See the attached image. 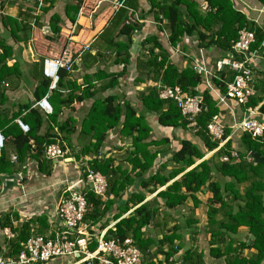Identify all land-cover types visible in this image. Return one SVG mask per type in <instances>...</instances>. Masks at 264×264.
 <instances>
[{
    "label": "trees",
    "instance_id": "trees-1",
    "mask_svg": "<svg viewBox=\"0 0 264 264\" xmlns=\"http://www.w3.org/2000/svg\"><path fill=\"white\" fill-rule=\"evenodd\" d=\"M90 1L71 0L67 4L65 13L70 27L58 13H54L50 18L52 34L44 33L40 17L33 15V26L42 33L35 38V48L41 59L33 65L43 64L46 58H59L67 46L73 49L74 58L70 70L64 68L59 70V81L55 89H50L51 79L45 74L42 73L38 77L39 82L34 91L35 101L51 92L49 99L54 111L50 115L44 113L40 107L33 106L32 102L20 104L15 110H9L5 105L7 94L0 86V132L5 136L4 147L0 152V186L5 175L11 176L25 171L24 166L28 160L37 164V170L41 174L51 175L54 162L47 159L44 152L50 144L59 143L64 149H72L77 160L89 156V165L108 179L105 198L96 195L89 185L81 186L87 193L88 211L85 222L91 227L99 225L103 229L109 225L107 215L115 207L112 217L115 224L108 229L106 237L121 240L132 237L147 258V264H154L153 256L159 253H164L168 260L182 246L176 245L175 242L183 238L181 233L183 225L175 224L171 232L166 217L165 220L161 219V227L168 233L163 232L159 239L150 228L151 225L159 226L156 217L161 213L167 215L172 210H179L186 205L188 199L193 200V207L198 206L201 201L196 194L204 188L213 193L207 201V223L203 229L209 235L211 258L216 260L224 258L227 264H264V162L254 163L248 158L251 151H257L264 156V137L257 140L240 131L244 149L238 150V158L221 160L226 154L231 156V151L234 150L232 139H229L211 157L203 159L208 152L219 146V141L212 140L208 134V124L221 110L209 86L200 88L206 76L197 72L192 64L184 67L179 61V56L171 57L170 52L155 35L149 36L142 43L149 51V57L146 60L139 59L141 71L135 80L145 81L153 78L162 84L180 86L183 91L199 96L202 108L195 117L194 127L189 126L190 121L174 101L159 97L156 85L148 87L141 93L139 97L141 111L133 106L130 100L117 94L94 98L92 83L82 90L72 73L76 68L75 59L86 45L81 46V42H89L93 35L82 34L77 16L83 4L88 5ZM204 1L207 3L206 9L200 5ZM259 1L264 4V0ZM55 2L56 0H34L33 7L26 12L27 18L38 6L43 12H49L55 6ZM120 2L121 6L115 10L108 24L96 37H102L106 32L112 36L114 28H119L117 36L126 38V41L116 40L114 37L109 39L108 46L117 53L115 62L122 66L119 72L108 75L105 69L99 70L98 80L110 78L107 81L109 87L117 86L118 78L126 75L128 65L131 63L129 48L133 34L140 28L137 20L130 19L133 12L130 13L131 16L128 13L130 9L139 8V0ZM149 4V12L154 13L159 22H162L163 18L166 19L169 44L173 47H176L184 36H195L199 48H215L224 55L234 52L233 43L239 38L240 31L246 28L252 31L256 38L251 45L250 54L256 53L264 57L261 47L264 40V19L262 24L258 23L247 13L239 10L233 0H149ZM96 16L93 20V17L91 18V24L94 23ZM6 20L11 26V34L19 40L26 41L24 33L32 26L24 23V19L19 21L18 18L7 16ZM101 24L103 22H100ZM74 25H77L78 30ZM72 27L74 29L71 35ZM19 33L22 36H19ZM13 53L11 45L5 41L1 42L0 85L19 68V61L8 65V59ZM235 58L244 60V55L235 54ZM218 72V76L213 77L211 82L222 93H226L227 82L232 80L235 74L228 67ZM64 90L68 92L66 97ZM77 90L82 91L77 93ZM121 97L124 98L122 104L119 102ZM89 98H93L94 101L80 124L78 145H74L76 122L64 108L72 106L73 109ZM263 99L264 95L261 97L253 95L243 106L246 109H254ZM261 109L264 111V104ZM62 114L65 115L64 118H61ZM16 119H21L29 126L28 132L22 129ZM153 120L157 125L172 131L193 129V136L199 137L201 143L181 138L178 139L180 147L174 149L170 137L153 136ZM112 129L119 130L122 137L132 139L122 161H117L114 156H107L102 152L108 132ZM228 133L229 130H226L225 126V138ZM173 138H176L175 133ZM169 144L170 147L163 148ZM168 153H171L170 157L157 161L160 156ZM12 154L17 155L16 162L12 161ZM198 161L200 162L197 163ZM170 164L173 165L172 168H169ZM169 182L171 183L168 184ZM164 186L166 187L161 189ZM155 193V196L147 200ZM125 195L127 196L124 197ZM197 223L196 218L190 217L185 225L192 226L190 229L197 233ZM10 224L8 219L3 226ZM241 227L248 228L245 240L238 238ZM200 231L202 232V229ZM251 234L254 235V239L248 244ZM30 235V224H23L19 238L12 241V251L15 255L19 253L22 244ZM96 246L97 242L93 241L91 249H95ZM166 246L167 250H164ZM247 248H254L256 252L247 257L243 254V250ZM204 259V252H198L197 248L191 247L184 252L180 264H205Z\"/></svg>",
    "mask_w": 264,
    "mask_h": 264
},
{
    "label": "crops",
    "instance_id": "crops-1",
    "mask_svg": "<svg viewBox=\"0 0 264 264\" xmlns=\"http://www.w3.org/2000/svg\"><path fill=\"white\" fill-rule=\"evenodd\" d=\"M30 1L34 4V0H0V51L1 42L5 41L8 45L13 47L14 51L13 56L8 59V65L11 66L15 62L19 61V68L15 71V73H13V75H11L7 80L3 81L0 85L7 94V102L5 105L8 106L9 110L11 111L15 110L20 104L32 102L34 103L33 106L35 105L36 101L34 91L39 82L38 77L42 73L45 74L44 63L33 65L41 59V55L35 48V38L37 35H42L40 29L33 26V15L40 17V22L43 23V29L44 27H50L52 31L50 18L54 13H58L62 20L65 21L67 25L69 24L65 13V7L69 2H71V0H56L55 6L49 12H43L40 9V6H38L32 10L33 14L27 18L26 12L30 11L29 8L31 9L33 7V4H31ZM117 1L120 0H91L88 5L83 4V7L80 9V12L77 16V22L81 25L80 31H82V34L89 36L93 35L89 42H81V46L82 44L86 45L75 59L76 68L73 70L72 74L75 77L77 84L80 85V88L83 90L89 85V83H92L94 85L92 90L95 92L94 98H105L109 95L117 94L122 97L124 96L127 100H130L133 103L132 105L141 111L142 106L139 100L141 93L148 87L155 86L159 83V81L157 82L153 78H148L145 81L135 80L136 77L139 76V71H141V66L138 65L139 59L146 60L147 57H149V51L143 47L142 43L149 36L155 35L170 52L171 57L179 56V61L184 67L189 64H192V66L199 64L207 69L208 73L205 75V82L200 86V88L204 89L205 87L209 86L210 92L216 99L217 105L221 110L218 115L219 122L221 121L220 123L226 126V130H229L227 137L232 139V147L237 151L243 150L244 148L241 143V133L240 131L234 132L232 130V125L243 119L246 114V108H244L243 105L238 104L236 101L228 99L226 97V93H222L220 89L211 82L213 77L218 76V71H220L222 68L228 67L224 65L222 68H220L219 66L220 61L228 58V53L221 55V52L219 53V51H217L215 48H199L198 39L195 36H184L182 41L176 47L171 46L168 39L169 30L165 27L167 21L163 18L162 22H159V20L155 18L154 13L149 12V0H139V8L137 10L130 9V12H128L129 15L133 12V16L130 19L132 21L137 20L139 22L140 28H137L133 34L132 44L129 48L131 63L128 65L126 75L118 78L119 82L115 87H109L107 84V81L110 78L98 80L99 70L105 69L108 75V73H116L122 69V66L115 62V58L117 56L116 51L108 46L110 44L109 39L111 37H114L116 40L126 41L124 36H117L119 28H114L115 31L112 36L111 34L108 35L106 32L104 36L96 38L97 35L101 33L103 28L108 24V21L114 14L116 10L114 4ZM233 2L239 10L247 13L250 18L254 19L260 24L263 23L264 4L259 0H233ZM200 5L203 9L207 8V3L205 1ZM7 16L18 18L19 21L24 19V23L32 26V28H28L27 32L24 33L26 41L19 40L17 37L11 34V26L6 20ZM95 16L96 18L94 23L91 24V18L93 17V20ZM81 19H83V21H80ZM100 22H103V24L100 25ZM68 26L70 27V24ZM74 27L76 30H78L77 25H74ZM74 27H72L70 30L71 35ZM82 34L81 38L83 37ZM18 35L22 36L21 33ZM184 46L185 48H183ZM122 57L124 56L122 55ZM253 63L255 66V95L256 97H261L264 95V57H256ZM145 71L147 72V70ZM82 90H77V93H81ZM48 94L50 96L51 92ZM64 94L66 97L68 92L65 91ZM122 97L119 100L121 104L123 103L124 99ZM93 101V98H89L78 104V106L73 109L71 108L72 106L64 108L66 113L71 114L76 122L77 131L73 137V139L75 138L74 141H78L80 124L91 108ZM263 104L264 99L256 106L258 108L257 117L262 120H264V111L261 109ZM64 117L65 115L62 114L61 118ZM154 122L155 121L153 120V123ZM193 132V129L187 131L182 129L172 131L171 129L161 127L160 125L154 123L152 134L157 138L170 137L172 139L171 146L175 149L180 147L178 139L181 138L191 139L197 143H201L199 137L193 136ZM108 133L109 134L105 141V145L102 148V152L106 153V155L114 156L112 155V151L115 152L117 150L119 152L120 149H116V147L122 148L124 147L125 143H128L131 146L132 139L128 137H122L119 130L112 129ZM173 133L176 135L175 139L173 138ZM168 147H170V144L163 148ZM216 151L217 150L208 152L203 159L211 157ZM170 154L171 153H168L163 157L160 156L157 161H163V158L167 159L170 157ZM67 159L69 160L61 163H56L53 161V171L49 176L41 174V172L37 171L34 166L35 172L34 168L30 166L31 171L27 173L26 179L23 180V187L20 184L21 181H13L10 179L9 175H5L3 177L0 186V250L3 251L6 256L17 255H15L12 251V241L19 238L23 224H30L31 234H46L59 228L56 212L59 201L65 195V187L69 183H76V181L81 178V172L78 169V160L76 157L68 156ZM70 159H72V161H70ZM199 162L200 161L197 163ZM172 167L173 165L170 164L169 168ZM170 183L171 182L168 184ZM165 187L166 186L162 187L161 189H164ZM209 191L210 190L208 188H204V190L196 194V196L201 201L198 206L193 207L194 202L192 199H188L185 205L187 208H193L190 212H186V216H183V220L186 222L190 217L196 218L198 220L196 226L198 227V234L196 232L193 233L194 229H190L192 226L188 227V225H186L184 229H181V233H183L182 240H176L175 242L176 245L181 244V248L179 247L177 252L170 256L168 260H166V255L164 253L154 255V262L180 264L182 262L184 252L188 248L193 247L197 248L198 252L205 253V264H211L212 262L215 264H227L224 258L216 260L211 258L209 255V235L203 230L207 223L208 210V202L205 204V197L208 201V199L213 196V193L210 191L212 193L211 194ZM155 195L156 193L152 196H149L147 200ZM175 211L179 210L175 209ZM168 216L169 214L164 215V220L166 217L168 224L171 222L172 227L168 229L172 232V228L175 224H178L177 221H179L178 219L180 216L174 214L170 218H168ZM220 217L221 215L218 216V218ZM159 218L160 216L156 217L155 219L156 223L159 225L156 227L161 228L162 230L158 235H154L160 239L162 237V233H168V231H166V229L163 231V228L161 227L162 223L160 222L161 220ZM8 219L11 224L8 226H3L5 221ZM7 229H11L15 233V237L13 239H7ZM200 229H202V232ZM242 233L247 235L248 228L241 227L239 234ZM239 237L241 238V235H239ZM242 240H245V238L243 237ZM164 250H167V246L164 248ZM255 252L256 250L254 248H247L243 250V254L247 257L253 255ZM74 262H76V260L73 259V257L65 256L55 258L48 263L38 262L33 264H73Z\"/></svg>",
    "mask_w": 264,
    "mask_h": 264
},
{
    "label": "built area",
    "instance_id": "built-area-1",
    "mask_svg": "<svg viewBox=\"0 0 264 264\" xmlns=\"http://www.w3.org/2000/svg\"><path fill=\"white\" fill-rule=\"evenodd\" d=\"M206 5V4H205ZM114 6L118 9L121 2L117 1ZM206 7V6H205ZM255 35L252 31L244 28L240 31L239 38L233 43V51L228 53V58L219 62L220 68L226 65L234 72L232 80L227 82L226 97L245 105L251 96L256 94L254 60L259 54H250L251 45L255 42ZM264 54V40L261 44ZM148 52V51H147ZM235 54L244 55V60L235 58ZM74 58L73 49L67 46L59 58H46L44 60L45 75L51 79L50 89H55L59 81V70L64 68L70 70ZM194 69L206 75L207 69L202 65L195 64ZM158 95L161 99L174 101L182 114L190 121L189 126L196 125L195 117L201 111L202 102L197 95H191L183 91L180 86H170L162 83L156 85ZM46 114H52L53 105L50 102L49 94L38 100L35 105ZM258 108L246 109V114L241 121L232 125L234 132L241 131L248 133L253 139L264 137V120L259 119ZM218 115L214 116L208 124V134L212 140H218V150L228 141L224 137L225 126L219 122ZM25 132L29 126L21 119H16ZM5 136L0 132V152L4 147ZM214 150V151H215ZM213 152V151H212ZM68 149H64L59 143L50 144L44 152L49 160L67 161ZM232 157L238 158L237 150L231 151V156L224 155L221 160L229 161ZM12 161H17V155H12ZM90 157H82L81 163L85 166L84 173L76 183H69L65 187V195L57 206V219L59 228L46 234L34 233L22 244V248L16 256H6L0 250V264H33L48 263L55 258L70 256L76 259L73 264H147L146 258L141 249L135 244L132 237L121 240L116 237H106V233L115 222L101 229L98 226L91 227L85 222V215L88 211L87 193L82 185H89L94 193L102 198L106 197L108 190V179L100 171L94 170L89 165ZM81 165V164H79ZM30 166L36 168L37 164L28 160L25 164V171L11 175L13 181H21L23 187L27 173L31 171ZM80 167V166H79ZM34 168V171H35ZM38 171V170H37ZM36 172V171H35ZM92 229V231H91ZM8 240L15 237L11 229L6 230ZM93 241L97 242L95 249H91ZM154 264H167L165 262H154Z\"/></svg>",
    "mask_w": 264,
    "mask_h": 264
},
{
    "label": "rangeland",
    "instance_id": "rangeland-1",
    "mask_svg": "<svg viewBox=\"0 0 264 264\" xmlns=\"http://www.w3.org/2000/svg\"><path fill=\"white\" fill-rule=\"evenodd\" d=\"M29 3V2H28ZM30 3L31 4H33L31 1H30ZM163 135V134H162ZM75 139V138H74ZM74 139H73V141H74ZM74 145H78V141H74V143H73ZM129 146H130V144H128V143H125V145H124V147H122V148H119L120 150H119V152L116 150L115 152H113L112 151V155H114L115 156V158L117 159V161H122V159L124 158V156H125V153H126V151L127 150H129ZM116 149H117V147H116ZM166 149V148H165ZM67 156H74V152H73V150L72 149H69V152H68V154H67ZM108 156V155H107ZM62 161H60V163H61ZM64 162V161H63ZM79 164H81V165H79ZM80 166V167H79ZM78 169H79V171L81 172V173H84V169H85V166L81 163V159L80 160H78ZM154 170V169H153ZM243 187V186H242ZM208 191V190H207ZM210 192V191H209ZM211 193V192H210ZM212 194V193H211ZM127 195H125L124 197H126ZM205 204H207V198L205 197ZM190 212L191 211V208H187V207H182V208H179V211H171V213H169V216H168V218H170L173 214L174 215H178V216H180V218L178 219L179 221H177L178 222V224L179 225H183V229L185 228V221L183 220V218L186 216V212ZM195 212H196V210H195ZM194 212V213H195ZM115 213V207H113V209H111V211L108 213V215H107V218H108V220H109V225L110 224H112L113 223V214ZM164 215L165 214H161L160 215V220L161 219H164ZM184 216V217H183ZM167 218V219H168ZM170 222V221H169ZM168 226V228H170V227H172V225H171V222L167 225ZM151 229H152V233L153 234H156V235H158L160 232H161V228H157V227H153V225H151V227H150ZM240 230V229H239ZM238 235H241V238L238 236V238H240V239H242L243 237L246 239V236L247 235H245V233H242V234H238ZM229 239V238H228ZM74 259V258H73ZM76 260V259H75Z\"/></svg>",
    "mask_w": 264,
    "mask_h": 264
},
{
    "label": "water",
    "instance_id": "water-1",
    "mask_svg": "<svg viewBox=\"0 0 264 264\" xmlns=\"http://www.w3.org/2000/svg\"><path fill=\"white\" fill-rule=\"evenodd\" d=\"M44 32L47 33V34H52V31H51V28L50 27H44ZM200 98V97H199ZM201 100V98H200ZM248 158L253 160L255 163H263L264 162V156H262L259 152L257 151H251L249 154H248ZM59 160H62L61 158L57 159V160H54L56 163L59 162ZM69 160V159H67ZM70 161H72V159H70ZM254 239V235L251 234L250 235V239L248 240L249 244L252 243ZM85 264H90L89 262H86Z\"/></svg>",
    "mask_w": 264,
    "mask_h": 264
}]
</instances>
